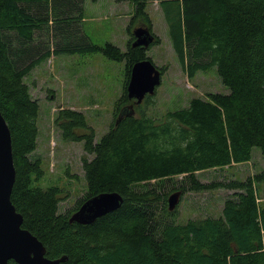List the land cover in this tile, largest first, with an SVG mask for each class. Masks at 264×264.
I'll list each match as a JSON object with an SVG mask.
<instances>
[{"label": "trees", "instance_id": "trees-1", "mask_svg": "<svg viewBox=\"0 0 264 264\" xmlns=\"http://www.w3.org/2000/svg\"><path fill=\"white\" fill-rule=\"evenodd\" d=\"M98 0H94L96 2ZM134 15L129 46L94 44L82 28L85 0H0V111L12 134L16 181L12 202L23 228L60 264H264V171L241 180L203 181L198 175L249 162L253 148L264 158V0H158L171 43L190 79L216 67L229 94L209 93L189 106L153 118L128 97L136 63L153 60L160 43L149 0H128ZM149 28L155 42L133 47V31ZM101 53L125 64L123 94L114 121L100 141L82 112L61 109L55 125L65 142H82L86 194L67 213L69 196L43 188L38 149L40 105L26 82L52 56ZM154 63V62H153ZM155 64V63H154ZM162 76L167 66L157 67ZM135 104V105H134ZM134 105L133 114L121 112ZM234 190L220 216L176 220L168 198L181 191ZM119 193L120 208L83 225L70 218L89 199Z\"/></svg>", "mask_w": 264, "mask_h": 264}, {"label": "rangeland", "instance_id": "rangeland-1", "mask_svg": "<svg viewBox=\"0 0 264 264\" xmlns=\"http://www.w3.org/2000/svg\"><path fill=\"white\" fill-rule=\"evenodd\" d=\"M114 0H85L82 28L92 42L105 47L108 42L125 46L123 36L134 15L133 5L119 6L121 17L111 15L96 17L100 9H112ZM152 29L160 38V43L149 46L147 55L157 67L167 66L161 84L153 95H147L143 103L136 106L137 115L143 110L148 116L162 118L170 111L189 106L196 97L206 98L209 93L229 94L217 73L216 67L200 71L190 79L182 68L178 54L171 43L169 28L158 0H149L147 8ZM131 15L129 19L126 17ZM123 62L108 59L101 53L60 54L32 71L26 82L31 94L40 105L38 149L34 156L44 161L45 178L40 186L48 188L59 186L69 193L60 203V212L67 213L75 207L78 199L87 191V180L83 169L86 155L82 142H65L55 125V117L61 109L82 112L89 126L100 141L114 121V104L122 96L124 83ZM135 105V104H134ZM264 171V158L258 147L253 148L249 162L235 164L224 169H211L198 175L205 182L214 180H241L254 177ZM260 197L264 200V183L261 184ZM235 193L234 190L219 189L208 192H189L177 206L176 220L184 223L189 219L222 214L224 203ZM182 197V196H181ZM175 209V210H176Z\"/></svg>", "mask_w": 264, "mask_h": 264}, {"label": "water", "instance_id": "water-1", "mask_svg": "<svg viewBox=\"0 0 264 264\" xmlns=\"http://www.w3.org/2000/svg\"><path fill=\"white\" fill-rule=\"evenodd\" d=\"M133 47L148 48L156 40L147 27L133 31ZM162 73L151 61L136 63L132 68L127 86L128 97L137 105L143 103L147 95H153L161 84ZM134 105L121 112V116L133 114ZM16 181L12 134L8 123L0 111V264H60L67 257L52 260L47 257V248L30 231L23 228V215L17 212L12 202V192ZM182 196L181 191L168 198L169 211H175ZM123 197L119 193H102L86 201L72 215L71 222L88 225L98 218L120 208Z\"/></svg>", "mask_w": 264, "mask_h": 264}, {"label": "crops", "instance_id": "crops-1", "mask_svg": "<svg viewBox=\"0 0 264 264\" xmlns=\"http://www.w3.org/2000/svg\"><path fill=\"white\" fill-rule=\"evenodd\" d=\"M100 2H102V0H98L95 3L96 4H100ZM122 4H126L128 6V9H130V2L128 0H114L113 1V5H112V9H100L96 12V17L97 19L99 18H107L110 17L111 15L113 16H118L121 17L122 15V11L119 9V6ZM131 15H128L126 18L129 19ZM129 26V24H128ZM127 26V28H128ZM123 43H125V46H118L123 52L127 51L128 46H129V34L126 33V35L123 36L122 38ZM92 41V40H91ZM112 43V42H111ZM125 69V66H124Z\"/></svg>", "mask_w": 264, "mask_h": 264}]
</instances>
